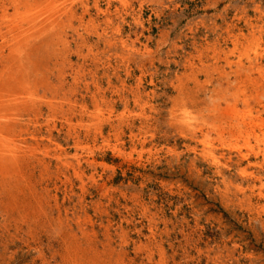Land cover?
<instances>
[{
	"label": "rangeland",
	"instance_id": "1",
	"mask_svg": "<svg viewBox=\"0 0 264 264\" xmlns=\"http://www.w3.org/2000/svg\"><path fill=\"white\" fill-rule=\"evenodd\" d=\"M101 1H58L74 14L26 52L0 30V78L41 80L46 100L6 109L21 135L0 142V264H264V0Z\"/></svg>",
	"mask_w": 264,
	"mask_h": 264
},
{
	"label": "bare ground",
	"instance_id": "2",
	"mask_svg": "<svg viewBox=\"0 0 264 264\" xmlns=\"http://www.w3.org/2000/svg\"><path fill=\"white\" fill-rule=\"evenodd\" d=\"M1 1V0H0ZM12 1V6L14 7V9H15V14H14V16H12V15H9V13H8V8L5 6V5H3V10H2V14L0 15V30L1 29H3V28H6L8 31H7V34L6 35H4L3 37V39H4V43H6V45L8 44L10 47L11 46H13V48L15 49V51L16 52H26L25 50L26 49H29V48H31L30 46L31 45H33V44H31V43H33L34 41V39L36 40V37L38 38V36H40V34L42 35L44 32H46L47 30H56V27H59L58 26V24H59V19H60V15H62V13H64V15H69V13L71 14H74L73 12H74V8L72 7V5L73 4H71V5H67V6H63V4H65L64 2H66L67 3V0H64V2H58V1H60V0H11ZM62 1V0H61ZM75 1V0H74ZM91 1V0H90ZM78 2V1H77ZM82 2V1H81ZM100 2H102L101 0H100ZM116 2V1H115ZM118 2V1H117ZM121 2L123 3V1L121 0ZM127 2V1H126ZM130 2V1H129ZM74 3V2H73ZM88 3V2H87ZM90 3V2H89ZM10 4V3H9ZM78 4V3H77ZM94 4V3H93ZM107 4H109V2L107 3ZM126 3H124V5H125ZM62 5V8L60 9L58 6H61ZM84 5V4H83ZM82 5V6H83ZM97 5V4H96ZM104 5V4H103ZM111 5V4H110ZM80 6V5H79ZM89 6V5H88ZM105 6V5H104ZM109 6V5H108ZM107 6V7H108ZM126 6V5H125ZM129 6V5H128ZM11 7V6H10ZM77 7V6H76ZM106 7V6H105ZM113 7H115V6H112V8ZM133 7V6H132ZM82 8V7H81ZM94 8H95V6H94ZM101 8V7H100ZM99 8V9H100ZM111 8V7H110ZM116 8V7H115ZM118 8V7H117ZM1 9V8H0ZM77 9H78V7H77ZM102 9V8H101ZM100 9V10H101ZM83 10V9H82ZM115 10V9H114ZM92 11V10H91ZM90 11V12H91ZM83 12V11H82ZM101 12H102V10H101ZM104 12V11H103ZM106 12V11H105ZM108 12V11H107ZM114 12V11H113ZM1 13V12H0ZM11 13H13L12 11H11ZM118 13V12H117ZM129 13V12H128ZM57 14H59L58 16H57ZM96 15V14H95ZM108 15H109V13H108ZM103 16V15H102ZM104 16H107V15H104ZM123 15H121V17H122ZM79 17H80V15H79ZM118 17V16H117ZM72 18V17H71ZM109 18V17H108ZM81 18H79V20H80ZM84 19V18H83ZM101 19V18H100ZM103 20L104 19H106V18H102ZM78 20V21H79ZM123 20V19H122ZM61 21V20H60ZM82 21V20H81ZM110 21V20H109ZM116 21V20H115ZM74 22V21H73ZM91 22V21H90ZM89 22V23H90ZM104 22V21H103ZM123 22V21H122ZM80 23V22H79ZM98 23V22H97ZM81 24V23H80ZM119 24V23H118ZM86 25V24H85ZM91 25V24H90ZM93 25V24H92ZM113 25V24H112ZM87 26V25H86ZM107 27H108V25H106ZM115 26V25H114ZM93 27V26H92ZM95 27H96V25H95ZM60 28V27H59ZM58 28V29H59ZM103 28V27H102ZM87 29V28H86ZM119 29V28H118ZM84 30V29H83ZM93 30H95V28L93 29ZM103 30V29H102ZM109 30V29H108ZM114 30V29H113ZM3 31H5V30H3ZM88 31V30H87ZM96 31V30H95ZM101 31V30H100ZM104 31V30H103ZM52 32V31H51ZM56 32V31H55ZM58 32H60V31H58ZM98 32V31H97ZM121 32V31H120ZM119 32V33H120ZM68 33V32H67ZM78 33H80L81 34V32L79 31ZM78 33H75V34H78ZM88 33V32H87ZM87 33L85 32V34L87 35ZM2 34V33H1ZM0 34V35H1ZM46 34H47V32H46ZM96 34V33H95ZM104 34V33H103ZM111 34V33H110ZM123 34V33H122ZM45 35V34H44ZM60 35V34H59ZM97 35V34H96ZM2 36V35H1ZM78 36V35H77ZM76 36V37H77ZM100 36V35H99ZM106 36H108V35H106ZM42 37V36H41ZM41 37L39 38V39H41ZM44 37V36H43ZM81 37H82V35H81ZM80 37V38H81ZM98 37V36H97ZM96 37V38H97ZM116 38H117V36H115ZM138 37V36H137ZM73 38H74V36H73ZM110 38V37H109ZM50 39V38H49ZM49 39L48 40H46V43H47V41L49 42ZM56 39V38H55ZM58 39V38H57ZM67 39V38H66ZM81 39H83V38H81ZM80 39V40H81ZM106 39H107V37H106ZM112 39H114V38H112ZM125 39V38H124ZM69 40V39H68ZM77 40V39H76ZM79 40V39H78ZM87 40V39H86ZM97 40V39H96ZM103 40V39H102ZM2 41V40H1ZM44 41V40H43ZM53 41H55V40H53ZM115 41V40H114ZM132 41V40H131ZM58 42V41H57ZM56 42V43H57ZM61 42V41H60ZM63 42V41H62ZM79 42V41H78ZM92 42V41H91ZM98 42V41H97ZM113 42V41H112ZM112 42H111V44H112ZM133 42V41H132ZM135 42V41H134ZM45 43V44H46ZM73 43V42H72ZM81 43H82V41H81ZM80 43V44H81ZM89 43V42H88ZM93 43V42H92ZM106 44H108L107 43V41L105 42ZM131 43V42H130ZM36 44V43H35ZM65 44H67V43H65ZM65 44H63V45H65ZM84 44V43H83ZM82 44V45H83ZM100 44V43H99ZM120 44V43H119ZM126 44V43H125ZM46 45H49V44H46ZM58 45V44H57ZM71 45V44H70ZM73 45H75V44H73ZM86 45V44H85ZM85 45H83V47L85 46ZM131 45V44H130ZM3 46V45H2ZM39 46V45H38ZM37 46V47H38ZM59 46V45H58ZM78 46V45H77ZM123 46V45H122ZM4 47V46H3ZM8 47V46H7ZM22 47H27L25 50H22ZM33 47H35V46H33ZM63 47V46H62ZM82 47V46H81ZM96 47V46H95ZM110 47V46H109ZM5 48V47H4ZM12 48V49H13ZM43 49H44V47H42ZM47 48V47H46ZM69 48V47H68ZM77 48V47H76ZM86 48H87V46H86ZM91 48V47H90ZM89 48V49H90ZM105 47H103V49H104ZM108 48V47H107ZM8 49V51L10 50L11 51V49L10 48H7ZM36 49V48H35ZM67 49V48H66ZM65 49V50H66ZM72 49V48H71ZM70 49V50H71ZM74 49V48H73ZM79 49V48H78ZM82 49V48H81ZM80 49V50H81ZM88 49V48H87ZM86 49V50H87ZM128 49V48H127ZM0 50H1V48H0ZM30 50V49H29ZM37 50V49H36ZM58 50H59V48H58ZM64 50V51H65ZM98 49H96V51H97ZM105 50H107V49H105ZM105 50H103V51H105ZM135 50V49H134ZM133 50V51H134ZM5 51V50H4ZM38 51V50H37ZM36 51V52H37ZM61 51H63V50H61ZM79 51V50H78ZM85 51V50H84ZM95 51V50H94ZM101 51V50H100ZM145 51V50H144ZM12 52V51H11ZM14 52V51H13ZM28 52V51H27ZM60 52V51H59ZM75 52V51H74ZM77 52V51H76ZM80 52V51H79ZM78 52V53H79ZM132 52V51H131ZM137 52V51H136ZM152 52V51H151ZM30 53V52H29ZM47 53V52H46ZM58 53V52H57ZM57 53H55V55H58ZM71 53V52H70ZM81 53V52H80ZM87 53V52H86ZM132 53H135V52H132ZM1 55H2V53H0ZM7 54V53H6ZM9 54V53H8ZM16 54V53H15ZM14 54V55H15ZM27 54V53H26ZM43 54V53H42ZM51 54V53H50ZM64 54H66V53H64ZM62 55V56H65V55ZM69 54V53H68ZM77 54V53H76ZM83 54H84V52H83ZM91 54V53H90ZM141 54V53H140ZM145 54H146V52H145ZM17 55V54H16ZM16 55L12 58V59H15L16 58ZM39 55V54H38ZM53 55V54H52ZM69 55H71V54H69ZM79 55V54H78ZM82 55V54H81ZM86 55V54H85ZM95 55V54H94ZM54 56V55H53ZM75 56V55H74ZM96 56V55H95ZM110 56H112V55H110ZM127 56V55H126ZM130 56V55H129ZM137 56H139V55H137ZM4 57V56H3ZM6 57V56H5ZM8 57V56H7ZM11 57V56H10ZM19 57V56H18ZM27 57V56H26ZM37 57V56H36ZM43 57V56H42ZM55 57V56H54ZM53 57V58H54ZM66 57V56H65ZM64 57V58H65ZM69 56H67V58H68ZM80 57V56H79ZM85 57H87L88 59H89V57L86 55ZM98 57V56H97ZM108 57V56H107ZM121 57V56H120ZM2 58V57H1ZM9 58V57H8ZM8 58H7V62L9 61L8 60ZM60 58H62L63 59V57H60ZM91 58V57H90ZM96 58V57H95ZM112 58V57H111ZM17 59H19V58H17ZM28 59V58H27ZM39 59H40V57H39ZM42 59V58H41ZM40 59V60H41ZM45 59V58H44ZM43 59V60H44ZM56 59V58H55ZM54 59V60H55ZM105 59V58H104ZM108 59H109V57H108ZM108 59H106V60H108ZM21 60V59H20ZM84 61L85 60H87V59H83ZM102 60V59H101ZM110 60V59H109ZM125 60H126V57H125ZM1 61V60H0ZM5 61V60H4ZM3 61V62H4ZM33 61V60H32ZM31 61V62H32ZM60 61V60H59ZM64 62H65V60H63ZM63 61H61L62 63H63ZM70 61V60H69ZM72 61V60H71ZM78 61V60H77ZM76 61V62H77ZM112 61V60H111ZM121 61V60H120ZM130 61V60H129ZM14 62V61H13ZM55 62V61H54ZM53 62V63H54ZM82 62V61H81ZM86 62V61H85ZM5 64H6V62H4ZM10 63V62H9ZM34 63H36V62H34ZM44 63H45V60H44ZM68 63V62H67ZM70 63V62H69ZM73 63V62H72ZM92 63V62H91ZM104 63V62H103ZM106 63V62H105ZM12 64V63H11ZM25 64H27L26 62H25ZM33 63H31L30 65L31 66H33L32 65ZM37 64V63H36ZM64 64V63H63ZM71 64V63H70ZM82 64V63H81ZM86 64H88V63H86ZM98 64V63H97ZM108 64V63H107ZM112 64V63H111ZM8 65H10V64H8ZM19 65V64H18ZM24 64H22V66H23ZM45 65V64H44ZM78 65V64H77ZM104 65H106V64H104ZM142 65V64H141ZM144 65V64H143ZM4 67H5V65H3ZM7 66V65H6ZM15 66H17V65H14V67ZM20 66V65H19ZM26 66V65H25ZM65 66V65H64ZM75 66V65H74ZM79 66V65H78ZM93 66V65H92ZM100 66H102V65H100ZM110 66V65H109ZM119 66V65H118ZM140 66V65H139ZM8 68H10L9 66H7ZM12 67H13V65H12ZM18 67V66H17ZM16 67V68H17ZM24 67V66H23ZM45 67V66H44ZM62 67H63V65H62ZM66 67V66H65ZM71 67V66H70ZM80 67H82V66H80ZM87 67V66H86ZM91 67V66H90ZM96 67V66H95ZM94 67V68H95ZM141 67V66H140ZM3 68V67H2ZM19 68V67H18ZM40 68V67H39ZM93 68V69H94ZM105 68V67H104ZM103 68V69H104ZM144 68V67H143ZM1 69V68H0ZM7 69V68H6ZM15 69V68H14ZM41 69V68H40ZM44 69V68H43ZM59 69H60V67H59ZM69 69V68H68ZM84 69V68H83ZM87 69V68H86ZM100 69V68H99ZM194 69V68H193ZM5 70V69H4ZM16 70V69H15ZM21 70V69H20ZM22 70H24V69H22ZM21 70V71H22ZM53 70V69H52ZM100 70H102V69H100ZM116 70V69H115ZM124 70H125V68H124ZM142 70V69H141ZM195 70V69H194ZM14 71V70H13ZM20 71V72H21ZM28 71V70H27ZM50 71H51V69H50ZM72 71V70H71ZM85 71V70H84ZM89 71V70H88ZM95 71H97V70H95ZM104 71V70H103ZM105 71H107V70H105ZM105 71H104V73H105ZM197 71V70H196ZM30 72V71H29ZM74 72V71H73ZM78 72V71H77ZM76 72V73H77ZM79 72H82V71H79ZM78 72V73H79ZM90 72V71H89ZM115 72H117V71H115ZM114 72V73H115ZM118 72H120V71H118ZM126 72V71H125ZM133 72V71H132ZM145 72V71H144ZM191 72V71H190ZM22 73V72H21ZM24 73V72H23ZM56 73V72H55ZM54 73V74H55ZM60 73V72H59ZM108 73H109V71H108ZM107 73V74H108ZM129 73H131V72H129ZM194 73V72H193ZM192 73V74H193ZM198 73H199V71H198ZM7 74V73H6ZM27 74V73H26ZM61 74V73H60ZM60 74H58V75H60ZM68 74H71V72L69 73L68 72ZM68 74H64L65 76L66 75H68ZM74 74V73H73ZM96 74V73H95ZM142 74V73H141ZM191 74V73H190ZM2 75V74H1ZM17 75V74H16ZM21 75V74H20ZM57 75V74H56ZM75 75V74H74ZM93 75V74H92ZM112 75H114V74H112ZM123 75V74H122ZM140 75V74H139ZM144 75V74H143ZM193 75H195V73L193 74ZM15 76V74L14 75H11V74H8V77H6V78H4L3 79V77L2 78H0V142H3V141H5V140H8V142L11 140V141H14L19 135H21V133H18V132H16L15 130H13L12 129V127H13V125H14V122H16V121H14V114H12V113H9L6 109H7V107L8 106H11V105H16V106H19L20 104H23V103H30V102H34V101H38V100H42L44 103H45V101L43 100V99H41V97H43V96H40V94H39V91H40V87H42L41 86V83H40V81H38V80H31V79H23V78H20V79H18L16 76ZM25 75H23V77H24ZM29 76H30V74H29ZM49 76V75H48ZM69 76V75H68ZM84 76V75H83ZM86 76V75H85ZM107 76V75H106ZM124 76V75H123ZM129 76H130V74H129ZM142 76V75H141ZM144 76H146V75H144ZM36 77V76H35ZM56 77H58V76H56ZM60 77V76H59ZM73 78L72 79H74V76H72ZM80 77V76H79ZM87 77V76H86ZM99 76H97V78H98ZM102 77V76H101ZM104 77V76H103ZM110 77V76H109ZM108 77V78H109ZM117 77V76H116ZM120 77V76H119ZM126 77V76H125ZM128 77V76H127ZM143 77V76H142ZM43 78V80H44V77H42ZM51 78V77H50ZM65 78V77H64ZM76 78H77V76H76ZM83 78V77H82ZM88 78V77H87ZM111 78V77H110ZM144 78V77H143ZM180 78V77H179ZM38 79V78H37ZM54 79V78H53ZM71 79V80H72ZM117 79V78H116ZM125 79H127V78H125ZM181 79V78H180ZM180 79H179V81H180ZM183 79V78H182ZM77 80V79H76ZM83 80H84V78H83ZM95 80V79H94ZM99 80V79H98ZM103 80V79H102ZM101 80V81H102ZM130 80V79H129ZM133 80V79H132ZM144 80V79H143ZM186 80V79H185ZM198 80H199V78H198ZM78 81H80V80H78ZM108 81V80H107ZM106 81V82H107ZM118 81V80H117ZM152 81V80H151ZM187 81H188V79H187ZM193 81H194V79H193ZM45 82V81H44ZM47 82V81H46ZM50 82V81H49ZM67 82H68V80H67ZM73 83H74V80L72 81ZM71 82V83H72ZM94 82V81H93ZM108 82H110V81H108ZM126 82H127V80H126ZM196 82V81H195ZM201 82V81H200ZM51 83V82H50ZM49 83V84H50ZM92 83V82H91ZM90 83V84H91ZM96 83V82H95ZM133 83H135V82H133ZM181 83V82H180ZM185 83V82H184ZM193 83V82H192ZM199 83V82H198ZM43 84V83H42ZM48 84V85H49ZM65 84H67V83H65ZM78 83L76 82V85H77ZM81 84V83H80ZM86 84H87V82H86ZM85 84V85H86ZM130 84V83H129ZM187 84H189L188 82H187ZM51 85V84H50ZM54 85V84H53ZM60 85V84H59ZM62 85V84H61ZM68 85V84H67ZM66 85V86H67ZM71 85V84H70ZM75 85V86H76ZM99 85H100V82H99ZM104 85V84H103ZM108 85V84H107ZM110 85V84H109ZM114 85V84H113ZM137 85V84H136ZM179 85V84H178ZM44 86V85H43ZM46 86V85H45ZM52 86V85H51ZM79 86V85H78ZM83 86V85H82ZM95 86V85H94ZM116 86V85H115ZM130 86V85H129ZM191 87H192V85H190ZM56 87V86H55ZM55 87H51V89L52 88H55ZM86 87V86H85ZM90 86H88V88H89ZM93 87V86H92ZM101 87H103V86H101ZM101 87L99 88L98 87V89L99 90H101ZM113 87V86H112ZM128 87V86H127ZM131 87V86H130ZM130 87H128L129 89H130ZM185 87H187V86H185ZM185 87L184 88H182V89H185ZM190 87V88H191ZM49 88V87H48ZM59 88H60V86H59ZM67 88V87H66ZM68 88H70V87H68ZM76 89L78 88L77 86L75 87ZM106 88V87H105ZM121 89H122V87H120ZM119 88V89H120ZM132 88H133V86H132ZM142 88V87H141ZM180 88V87H179ZM188 88H189V86H188ZM193 88V87H192ZM47 89V88H46ZM50 89V90H51ZM58 89V88H57ZM82 89V88H81ZM84 89V88H83ZM91 89V88H90ZM107 89V88H106ZM109 89V88H108ZM117 89V88H116ZM128 89V90H129ZM138 89H140V88H138ZM143 89V88H142ZM43 90V89H42ZM65 90V89H64ZM75 90V89H74ZM131 90H133V89H131ZM145 90V89H144ZM190 90V89H189ZM213 90V89H212ZM54 91V90H53ZM84 91V90H83ZM115 91V90H114ZM114 91H113V93H114ZM122 91H123V89H122ZM210 91V90H209ZM43 92V91H42ZM47 92H48V90H47ZM66 92V91H65ZM80 92H82V91H80ZM88 92H90V90H88ZM87 92V93H88ZM101 92V91H100ZM99 92V93H100ZM118 92V91H117ZM120 92V91H119ZM125 92V91H124ZM130 92V91H129ZM135 92V91H134ZM183 92V91H182ZM193 92V91H192ZM196 92V91H195ZM201 92V91H200ZM50 93V92H49ZM61 93H62V91H61ZM73 93H74V91H73ZM73 93H72V95H73ZM76 93V92H75ZM85 92H83V94H84ZM93 93V92H92ZM103 93V92H102ZM146 93V92H145ZM197 93H198V91H197ZM196 93V94H197ZM210 93V92H209ZM44 94V93H43ZM64 94V93H63ZM94 94V93H93ZM98 94V93H97ZM125 94H129L128 92L127 93H125ZM133 94V93H132ZM131 94V95H132ZM143 94V93H142ZM192 94V93H191ZM196 94H195V96H196ZM82 95V94H81ZM96 95V94H95ZM99 95V94H98ZM118 95V94H117ZM130 95V96H131ZM138 95V94H137ZM181 95V94H180ZM180 95H179V97H180ZM83 96V95H82ZM88 96V95H87ZM93 96V95H92ZM112 96H114V95H112ZM124 96V95H123ZM149 96V95H148ZM198 96V95H197ZM201 96V95H200ZM48 97V96H47ZM46 97V98H47ZM65 97V96H64ZM63 97V98H64ZM79 97V96H78ZM84 97V96H83ZM89 97V96H88ZM88 97H86V98H88ZM96 97H97V95H96ZM106 97V96H105ZM120 97V96H119ZM126 97V96H125ZM190 97V96H189ZM62 98V99H63ZM128 98V97H127ZM186 98H188V97H186ZM185 98V99H186ZM69 99V98H68ZM81 99V98H80ZM91 99V98H90ZM89 99V100H90ZM103 99H105V98H103ZM137 99H138V97H137ZM137 99L135 100L136 102H137ZM191 99V98H190ZM53 99H51V100H49V103L50 104H54L53 103V101H52ZM55 100V99H54ZM102 100V99H101ZM116 100V99H115ZM120 100H122V99H120ZM148 100V99H147ZM177 100V99H176ZM184 100V99H183ZM191 100H193V99H191ZM61 101V100H60ZM65 100L63 99V102H64ZM82 101V100H81ZM86 101V100H85ZM92 101H94L93 100V98H92ZM106 101H107V99H106ZM140 101H141V99H140ZM145 101V100H144ZM178 102H179V100H177ZM185 101H187V100H185ZM48 102V101H47ZM68 102V101H67ZM72 102H74V101H72ZM88 102H90V101H88ZM87 102V103H88ZM125 102H127V101H125ZM133 102H134V100H133ZM135 102V103H136ZM183 102V101H182ZM181 102V103H182ZM191 102V101H190ZM193 102V101H192ZM55 103H57V102H55ZM77 103V102H76ZM75 103V104H76ZM78 103H80V102H78ZM83 103V102H82ZM86 103V102H85ZM86 103V104H87ZM97 103V102H96ZM105 103V102H104ZM135 103H133V104H135ZM143 103V102H142ZM148 103V102H147ZM180 103V102H179ZM179 103H178V105H179ZM195 103V102H194ZM193 103V104H194ZM198 103V102H197ZM202 103V102H201ZM213 103V102H212ZM31 104V103H30ZM65 104H67V103H65ZM73 104V103H72ZM81 104V103H80ZM107 104H108V102H107ZM106 104V105H107ZM131 104V103H130ZM186 104V103H185ZM40 105V104H39ZM42 105H44V104H42ZM56 105V104H55ZM69 105H70V103H69ZM82 105V104H81ZM89 105V104H88ZM94 105V104H93ZM103 105V104H102ZM105 105V106H106ZM117 105V104H116ZM176 105V104H175ZM182 105H183V103H182ZM188 106H189V104H187ZM191 105V104H190ZM197 105V104H196ZM20 106H22V105H20ZM23 106H24V104H23ZM32 106V105H31ZM41 106V105H40ZM45 106H47V105H45ZM54 106V105H53ZM59 106H61V105H59ZM66 106V105H65ZM68 106V105H67ZM72 106V105H71ZM80 106V105H79ZM84 106V105H83ZM91 106H92V104H91ZM104 106V105H103ZM111 106H113V105H111ZM110 106V107H111ZM115 106V105H114ZM127 106V105H126ZM140 106V105H139ZM141 106H143V105H141ZM150 106V105H149ZM185 106V105H184ZM183 106V107H184ZM26 107H27V105H26ZM51 107V106H50ZM76 107V106H75ZM93 107H97V106H93ZM101 107V106H100ZM115 107H117V106H115ZM114 107V108H115ZM128 107V106H127ZM192 107V106H191ZM22 108V107H21ZM29 108V107H28ZM36 108V107H35ZM34 108V109H35ZM54 108V107H53ZM61 108H63L62 106H61ZM71 108H73V107H71ZM80 108V107H79ZM82 108V107H81ZM84 108H85V106H84ZM87 108V107H86ZM99 107H97V109H98ZM103 108V107H102ZM155 108V107H154ZM27 108H24V110H26ZM38 109V108H37ZM58 109H60V108H58ZM74 109H77V108H74ZM97 109H96V111H97ZM106 109V108H105ZM141 109V108H140ZM28 110V109H27ZM54 110V109H53ZM63 110V109H62ZM64 110H65V108H64ZM63 110V111H64ZM68 110V109H67ZM72 110V109H71ZM88 110V109H87ZM112 110H113V107H112ZM155 110V109H154ZM180 110V109H179ZM18 111H20L21 112V110H17V112ZM23 111V110H22ZM32 111H33V109H32ZM31 111V112H32ZM37 111V110H36ZM42 111V110H41ZM68 111H70V110H68ZM78 111H79V109H78ZM78 111H77V113H78ZM80 111H82V110H80ZM91 111H93L94 112V110H91ZM90 111V112H91ZM96 111H95V113H96ZM109 111V110H108ZM142 111V110H141ZM145 111V110H144ZM148 111V110H147ZM178 111V110H177ZM11 112V111H10ZM19 112V113H20ZM53 112H56L55 110L54 111H52V112H50V113H53ZM59 112H61L60 110H59ZM84 112H86L85 110H84ZM83 112V115L85 114ZM87 112H89V111H87ZM92 112V113H93ZM113 112V111H112ZM152 112V111H151ZM25 113V112H24ZM39 113V112H38ZM76 113V114H77ZM91 113V114H92ZM100 112H98V114H99ZM173 113V112H172ZM218 113V112H217ZM40 114V113H39ZM38 114V115H39ZM44 114V113H43ZM79 114H81V113H78V116H79ZM97 114V113H96ZM101 114V113H100ZM111 114V113H110ZM140 114V113H139ZM143 114V113H142ZM155 114V113H154ZM224 114V113H223ZM28 115V114H27ZM34 115V114H33ZM36 115V114H35ZM59 115V114H58ZM57 115V116H58ZM70 115V114H69ZM102 115V114H101ZM127 115H129V114H127ZM173 115V114H172ZM18 116V115H17ZM19 116H21V115H19ZM25 116V115H24ZM31 116V115H30ZM40 116H42V115H40ZM46 116V115H45ZM48 116V115H47ZM51 116V115H50ZM72 116H73V114H72ZM77 116V117H78ZM88 116V115H87ZM112 116H114V115H112ZM120 116V115H119ZM140 116V115H139ZM249 116V115H248ZM22 117V116H21ZM20 117V118H21ZM54 117V116H53ZM53 117L52 118H50V119H52L53 120ZM76 117V118H77ZM80 117V116H79ZM94 117V116H93ZM104 117H106V121H108L109 120V117L108 116H104ZM108 117V118H107ZM111 117V116H110ZM127 117V116H126ZM150 117V116H149ZM180 117V116H179ZM24 118V117H23ZM75 118V117H74ZM88 118V117H87ZM86 118V119H87ZM102 118V117H101ZM133 118V117H132ZM175 118V117H174ZM177 118V117H176ZM229 118V117H228ZM248 118V117H247ZM18 119V118H17ZM34 120H35V118H33ZM48 119V118H47ZM61 119V118H60ZM59 119V120H60ZM67 119V118H66ZM80 118H78L77 120H79ZM85 119V118H84ZM83 119V120H84ZM115 119H117V118H115ZM122 119H124L125 120V118H122ZM143 119V118H142ZM145 119H146V116H145ZM148 119V118H147ZM150 119V118H149ZM157 119V118H156ZM173 119V118H172ZM202 119V118H201ZM205 119V118H204ZM256 119V118H255ZM18 120H20V119H18ZM26 120V119H25ZM28 120V119H27ZM39 120H40V118H39ZM68 120V119H67ZM66 120V121H67ZM70 120H71V116H70V118H69V123H70ZM98 120V119H97ZM96 120V121H97ZM99 120H100V118H99ZM102 120H105V118L104 119H102ZM120 120V119H119ZM129 120V119H128ZM134 120V119H133ZM155 120V119H154ZM174 120V119H173ZM178 120V119H177ZM182 120V119H181ZM197 120H199V119H197ZM21 121V120H20ZM31 121V120H30ZM36 121V120H35ZM48 121V120H47ZM60 121H62V120H60ZM64 121V120H63ZM117 121V120H116ZM122 120H120V122H121ZM126 121V120H125ZM172 121V120H171ZM205 121V120H204ZM53 122V121H52ZM84 122V121H83ZM85 122H86V120H85ZM85 122H84V124H85ZM95 122V121H94ZM109 122V121H108ZM114 122V121H113ZM112 122V123H113ZM118 122V121H117ZM124 122V121H123ZM151 122V121H150ZM154 122V121H153ZM190 122V121H189ZM188 122V123H189ZM191 122H193V121H191ZM207 122H209L208 120H207ZM228 122V121H227ZM263 122V121H262ZM17 123V122H16ZM24 123V122H23ZM57 123V122H56ZM62 123V122H61ZM73 123V122H72ZM72 123H70V125L72 124ZM78 123V122H77ZM79 123L80 124H82L80 121H79ZM93 123V122H92ZM99 123V122H98ZM106 124H104V125H107V122H105ZM110 123V122H109ZM122 123V122H121ZM125 123V122H124ZM134 123V122H133ZM156 123V122H155ZM174 123H176V121L174 122ZM187 123V121L185 122V124ZM193 123H195V122H193ZM199 123V122H198ZM202 123V122H201ZM251 123V122H250ZM27 124V123H26ZM67 124V126H68V123H66ZM83 124V125H84ZM91 124V123H90ZM151 124V123H150ZM161 124V123H160ZM160 124H158V125H160ZM172 126H174L173 124H172V122L170 123ZM178 124H179V121H178ZM177 124V125H178ZM181 124V123H180ZM192 124V123H191ZM260 124H263V123H260ZM48 125V124H47ZM77 125V124H76ZM96 125V124H95ZM100 125H102V124H100ZM114 125H116V124H114ZM118 125V124H117ZM148 125V124H147ZM154 125V124H153ZM162 125V124H161ZM160 125V126H161ZM176 125V124H175ZM194 125V124H193ZM196 125V124H195ZM194 125V126H195ZM203 125V124H202ZM30 126V125H29ZM38 126V125H37ZM43 126V125H42ZM54 126V125H53ZM91 126V125H90ZM92 126H94V125H92ZM103 126V125H102ZM130 126V125H129ZM145 126V125H144ZM218 126V125H217ZM26 127H28V126H26ZM45 127V126H44ZM66 127V126H65ZM78 127V126H77ZM99 127V126H98ZM119 127V126H118ZM125 127V126H124ZM176 127H178V126H176ZM213 127V126H212ZM52 128V127H51ZM50 128V129H51ZM60 128V127H59ZM68 128V127H67ZM70 128V127H69ZM91 128V127H90ZM100 128H101V126H100ZM104 128V127H103ZM111 128V127H110ZM154 128V127H153ZM199 128H201V127H198V130H199ZM204 128V127H203ZM207 128V127H206ZM211 128V127H210ZM264 128V127H263ZM32 129H33V127H32ZM54 129V128H53ZM65 129V128H64ZM75 129V128H74ZM99 129V128H98ZM115 129V128H114ZM114 129L112 128V131H114ZM119 129V128H118ZM131 129V128H130ZM136 129V128H135ZM148 129V128H147ZM154 129H156V128H154ZM212 129V128H211ZM13 130V131H12ZM35 130V129H34ZM67 130H69V129H67ZM72 130V129H71ZM78 130V129H77ZM95 130V129H94ZM158 130V129H157ZM185 130H187V129H185ZM190 130V129H189ZM197 130V129H196ZM201 130H202V128H201ZM14 131H15V133H14ZM46 131H47V129H46ZM60 131V130H59ZM72 131H74V130H72ZM83 131V130H82ZM90 131V130H89ZM93 131V130H92ZM98 131V130H97ZM151 131H153V130H151ZM44 132V131H43ZM61 132H63V131H61ZM69 132V131H68ZM81 132V131H80ZM96 132V131H95ZM99 132H101V131H99ZM139 132V131H138ZM182 132V131H181ZM185 132V131H184ZM189 132V131H188ZM197 132V131H196ZM195 132V133H196ZM24 133H26V132H24ZM24 133H22V135H25ZM88 133V132H87ZM92 133V132H91ZM117 133H119V132H117ZM122 133V132H121ZM131 133H132V131H131ZM143 133H145V132H143ZM154 133V132H153ZM186 133H187V131H186ZM190 133V132H189ZM199 133V132H198ZM29 134V133H28ZM38 134V133H37ZM65 134V133H64ZM101 134V133H100ZM110 134V133H109ZM111 134H113V133H111ZM192 134V133H191ZM52 135V134H51ZM66 135V134H65ZM67 135H69L68 133H67ZM81 135V134H80ZM86 135V134H85ZM88 135V134H87ZM187 135V134H186ZM196 135V134H195ZM27 136V135H26ZM77 136V135H76ZM90 136V135H89ZM97 136V135H96ZM95 136V137H96ZM98 136H100V135H98ZM115 136V135H114ZM119 136V135H118ZM155 136V135H154ZM36 137V136H35ZM63 137V136H62ZM65 137V136H64ZM63 137V138H64ZM78 137V136H77ZM116 137V136H115ZM114 137V138H115ZM132 137V136H131ZM137 137V136H136ZM146 137V136H145ZM203 137V136H202ZM61 138V137H60ZM81 138V137H80ZM90 138V137H89ZM111 138V137H110ZM118 138V137H117ZM155 138V137H154ZM40 139V138H39ZM46 139V138H45ZM99 139V138H98ZM102 139H104V138H102ZM119 139V138H118ZM121 139V138H120ZM125 139V138H124ZM123 139V140H124ZM137 139V138H136ZM148 139V138H147ZM25 140V139H24ZM41 140H42V138H41ZM48 140V139H47ZM78 140V139H77ZM138 140V139H137ZM141 140V139H140ZM151 140V139H150ZM23 141V140H22ZM21 141V142H22ZM32 141H33V139H32ZM43 141V140H42ZM72 141V140H71ZM80 141V140H79ZM108 141V140H107ZM18 142H19V140H18ZM73 142V141H72ZM75 142V141H74ZM85 142V141H84ZM96 142V141H95ZM120 142V141H119ZM118 142V143H119ZM128 142V141H127ZM131 142V141H130ZM140 142V141H139ZM9 143H12V142H9ZM49 143V142H48ZM52 143V142H51ZM64 143V142H63ZM88 143V142H87ZM91 143V142H90ZM132 143V142H131ZM144 142H142V144H143ZM13 144V143H12ZM20 144V143H19ZM35 144V143H34ZM38 144V143H37ZM41 144V143H40ZM47 144V143H46ZM53 144V143H52ZM83 144V143H82ZM104 144V143H103ZM134 144V143H133ZM21 145V144H20ZM26 145V144H25ZM49 145V144H48ZM51 145V144H50ZM95 145V144H94ZM93 145V146H94ZM106 145V144H105ZM145 145V144H144ZM143 145V146H144ZM37 146V145H36ZM35 146V147H36ZM133 146V145H132ZM4 147V146H3ZM9 147V146H8ZM12 147H14V146H12ZM28 147V146H27ZM39 147V146H38ZM48 147V146H47ZM47 147H45V148H47ZM52 147V146H51ZM33 148H34V146H33ZM84 147H82V149H83ZM125 148V147H124ZM136 148V147H135ZM6 149V148H5ZM40 149V148H39ZM60 149H62L61 147H60ZM65 149V148H64ZM63 149V150H64ZM76 149H78V148H76ZM16 150V149H15ZM45 150V149H44ZM47 150V149H46ZM48 150H49V148H48ZM75 150V149H74ZM125 150V149H124ZM10 151V150H9ZM68 151V150H67ZM91 151V150H90ZM95 151V150H94ZM39 152V151H38ZM47 152V151H46ZM51 152V151H50ZM64 152V151H63ZM62 152V153H63ZM123 152V151H122ZM23 153V152H22ZM36 153V152H35ZM40 153V152H39ZM121 153V152H120ZM34 154V153H33ZM48 154V153H47ZM92 154V153H91ZM29 155V154H28ZM62 155V154H61ZM74 155V154H73ZM43 156V155H42ZM89 156V155H88ZM88 156H87V158H88ZM44 157V156H43ZM13 158V157H12ZM49 158V157H48ZM51 158V157H50ZM56 158V157H55ZM40 160V159H39ZM48 160V159H47ZM61 160V159H60ZM60 160H59V162H60ZM75 161H77V160H74L73 162H75ZM26 162V161H25ZM30 162V161H29ZM70 162V161H69ZM19 163V162H18ZM61 163V162H60ZM84 163V162H83ZM36 164V163H35ZM55 164V163H54ZM57 164H59V163H57ZM72 164V163H71ZM14 165H15V163H14ZM44 165V164H43ZM46 165V164H45ZM62 165H63V163H62ZM61 165V166H62ZM67 165V164H66ZM69 165V164H68ZM262 165V164H261ZM21 166V165H20ZM65 166V165H64ZM63 166V167H64ZM263 166V165H262ZM8 167V166H7ZM16 167V166H15ZM23 167V166H22ZM56 167V166H55ZM10 168V167H9ZM45 168V167H44ZM69 168V167H68ZM67 168V169H68ZM78 168V167H77ZM19 169V168H18ZM27 169V168H26ZM58 170V169H57ZM64 170V169H63ZM66 170V169H65ZM10 171V170H9ZM25 171V170H24ZM73 171V170H72ZM78 171V170H77ZM82 172V171H81ZM19 173V172H18ZM17 173V174H18ZM30 173V172H29ZM61 173V172H60ZM64 174V173H63ZM15 175H16V173H15ZM5 176H7V175H5ZM10 176V175H9ZM12 177V176H11ZM257 177V176H256ZM7 178V177H6ZM15 178V177H14ZM29 178V177H28ZM22 179V178H21ZM33 180V179H32ZM255 180L256 181H258V179H256L255 178ZM262 180V179H261ZM27 182V181H26ZM28 182H30V181H28ZM264 182V181H263ZM7 183V182H6ZM25 183V182H24ZM31 184V183H30ZM99 184V183H98ZM8 185V184H7ZM25 185V184H24ZM37 185V184H36ZM5 187V186H4ZM8 187H10V186H8ZM32 187V186H31ZM43 187V186H42ZM255 187V186H254ZM21 188V187H20ZM27 188V187H26ZM105 188V187H104ZM5 189V188H4ZM22 189V188H21ZM34 189V188H33ZM255 189V188H254ZM30 190V189H29ZM42 190H44V189H42ZM258 190V189H257ZM31 191V190H30ZM29 191V192H30ZM263 191V190H262ZM7 192V191H6ZM5 192V193H6ZM43 192V191H42ZM41 192V193H42ZM31 193V192H30ZM36 193V192H35ZM24 194V193H23ZM22 194V195H23ZM34 194V193H33ZM263 194V193H262ZM6 195V194H5ZM4 195V196H5ZM259 195V194H258ZM261 195V194H260ZM264 195V194H263ZM2 196V195H1ZM25 196H26V194H25ZM30 196V195H29ZM28 196V197H29ZM7 196H5V198H6ZM35 200V199H34ZM11 201V200H10ZM43 201V200H42ZM48 201V200H47ZM66 201V200H65ZM37 202V201H36ZM1 203V202H0ZM17 203V202H16ZM42 203V202H41ZM48 203H49V201H48ZM2 204V203H1ZM35 204V203H34ZM43 204V203H42ZM33 205V204H32ZM23 206V205H22ZM37 206V205H36ZM4 207V206H3ZM18 208V207H17ZM27 208V207H26ZM38 208V207H37ZM43 208V207H42ZM47 208V207H46ZM52 208V207H51ZM10 209V208H9ZM17 210V209H16ZM37 210V209H36ZM54 210V209H53ZM33 211V210H32ZM52 211V210H51ZM15 212V211H14ZM8 213H9V211H8ZM11 213H13V211L11 212ZM45 213V212H44ZM53 213V212H52ZM26 214H28V213H26ZM26 214H24V215H26ZM49 214V213H48ZM47 214V215H48ZM54 214V213H53ZM31 215V214H30ZM29 215V216H30ZM42 215V214H41ZM23 216V215H22ZM11 217V216H10ZM44 217H45V215H44ZM12 218V217H11ZM7 219V218H6ZM32 219H34V217L32 218ZM12 221V220H11ZM34 221V220H33ZM35 221H37V220H35ZM1 224V223H0ZM6 224V223H5ZM10 224V223H9ZM8 224V225H9ZM12 224V223H11ZM94 226V225H93ZM12 227V226H11ZM16 227V226H15ZM81 228V227H80ZM85 228V227H84ZM105 228V227H104ZM109 228V227H108ZM153 228V227H152ZM4 229H5V227H4ZM15 229H17V228H15ZM67 229V228H66ZM68 229H70V228H68ZM101 229H103L102 227H101ZM89 230V229H88ZM80 231V230H79ZM83 231V230H82ZM152 231V230H151ZM106 233V232H105ZM104 233V234H105ZM66 234V233H65ZM89 234V233H88ZM97 234V233H96ZM98 234H100V233H98ZM107 234V233H106ZM91 235V234H90ZM90 235H88V236H90ZM108 235V234H107ZM111 235V234H110ZM153 235V234H152ZM37 236V235H36ZM41 236V235H40ZM87 236V235H86ZM99 236V235H98ZM155 236V235H154ZM7 237V236H6ZM70 237V236H69ZM63 238V237H62ZM75 237H73V239H74ZM79 238V237H78ZM91 238V237H90ZM97 238V237H96ZM107 238H108V236H107ZM148 238V237H147ZM69 239V238H68ZM73 239H72V241H73ZM86 239H87V237H86ZM89 239V238H88ZM99 239V238H98ZM105 239H106V237H105ZM104 239V240H105ZM109 239V238H108ZM107 239V240H108ZM111 239V238H110ZM37 240V239H36ZM65 240V239H64ZM79 240V239H78ZM93 240V239H92ZM96 240V239H95ZM94 240V241H95ZM101 240V239H100ZM104 240H102V241H104ZM112 240V239H111ZM154 240V239H153ZM11 241V240H10ZM41 241V240H40ZM69 241V240H68ZM71 241V242H72ZM83 241V240H82ZM98 241V240H97ZM174 241V240H173ZM187 241V240H186ZM73 242H75V241H73ZM80 242V241H79ZM90 242V241H89ZM105 242V241H104ZM109 242V241H108ZM81 243V242H80ZM88 243V242H87ZM87 243H86V245H87ZM91 243V242H90ZM89 243V244H90ZM113 243V242H112ZM111 243V244H112ZM148 243V242H147ZM2 244V243H1ZM0 244V245H1ZM104 244V243H103ZM106 244V243H105ZM141 244H143V243H141ZM66 245V244H65ZM108 245V244H107ZM78 246V245H77ZM88 246V245H87ZM93 246H94V244H93ZM104 246V245H103ZM69 247V246H68ZM73 247V246H72ZM99 247V246H98ZM77 248V247H76ZM80 248H82L81 246H80ZM109 248V247H108ZM77 249H79V248H77ZM87 249V248H86ZM85 249V250H86ZM96 249V248H95ZM163 249V248H162ZM161 249V250H162ZM70 250V249H69ZM74 250H76V249H74ZM82 250H84L83 248H82ZM105 250V249H104ZM107 250H109V249H107ZM115 250V249H114ZM78 251V250H77ZM79 251H81V250H79ZM87 251H89V250H87ZM91 251H93L92 249H91ZM112 251V250H111ZM73 252V251H72ZM83 252V251H82ZM97 252V251H96ZM135 252V251H134ZM88 253V252H87ZM92 253V252H91ZM105 253V252H104ZM115 253V252H114ZM120 253V252H119ZM123 253V252H122ZM126 253V252H125ZM148 253H149V251H148ZM67 254V253H66ZM74 254V253H73ZM72 254V255H73ZM78 254V253H77ZM76 254V252H75V255H77ZM84 254H86L85 252H84ZM84 254H81V256L82 255H84ZM98 254V253H97ZM106 254V253H105ZM68 255H71V253L70 254H68ZM72 255L70 256V258L72 257ZM79 255V254H78ZM92 255V254H91ZM96 255V254H95ZM99 255H101V254H99ZM112 255V254H111ZM121 255V254H120ZM125 255V254H124ZM142 255V254H141ZM80 256V255H79ZM93 256V255H92ZM97 256V255H96ZM107 256H108V253H107ZM67 257V256H66ZM88 257V256H87ZM120 257V256H119ZM122 257H123V255H122ZM126 257H128V256H126ZM125 257V258H126ZM76 258V257H75ZM81 258V257H80ZM83 258H84V256H83ZM82 258V259H83ZM107 258V257H106ZM112 258V257H111ZM114 258V257H113ZM112 258V259H113ZM81 259V260H82ZM85 259V258H84ZM86 259H88V258H86ZM90 259V258H89ZM101 259V258H100ZM100 259H98V260H100ZM120 259V258H119ZM124 259V258H123ZM132 260H133V258H131ZM74 260V259H73ZM77 260V259H76ZM93 260H94V258H93ZM97 260V259H96ZM95 260V261H96ZM115 260V259H114ZM121 260V259H120ZM124 260H126V259H124ZM135 260V259H134ZM70 261V260H69ZM77 261H79V259L77 260ZM83 261H85V260H82L81 262H83ZM101 261V260H100ZM105 261V260H104ZM107 261H109V260H107ZM111 261V260H110ZM123 261V260H122ZM90 262H91V260H90ZM90 262L88 263V264H90ZM94 262V261H93ZM124 262V261H123ZM94 263H97V262H94ZM117 263H119V262H117ZM80 264V263H79ZM84 264V263H83ZM87 264V263H86ZM99 264H101L100 262H99ZM108 264H111V263H108ZM113 264V263H112ZM120 264H121V262H120ZM128 264H130V263H128ZM140 264V263H139ZM144 264V263H143Z\"/></svg>",
	"mask_w": 264,
	"mask_h": 264
}]
</instances>
